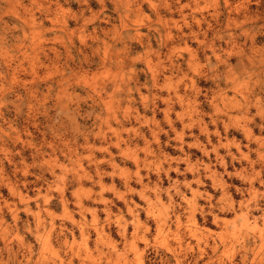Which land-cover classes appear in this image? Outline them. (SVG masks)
<instances>
[{
  "label": "rangeland",
  "instance_id": "rangeland-1",
  "mask_svg": "<svg viewBox=\"0 0 264 264\" xmlns=\"http://www.w3.org/2000/svg\"><path fill=\"white\" fill-rule=\"evenodd\" d=\"M0 264H264V0H0Z\"/></svg>",
  "mask_w": 264,
  "mask_h": 264
}]
</instances>
